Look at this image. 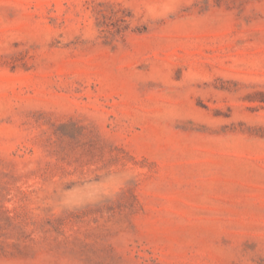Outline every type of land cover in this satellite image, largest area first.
Instances as JSON below:
<instances>
[{"label": "rangeland", "instance_id": "rangeland-1", "mask_svg": "<svg viewBox=\"0 0 264 264\" xmlns=\"http://www.w3.org/2000/svg\"><path fill=\"white\" fill-rule=\"evenodd\" d=\"M0 264H264V0H0Z\"/></svg>", "mask_w": 264, "mask_h": 264}]
</instances>
